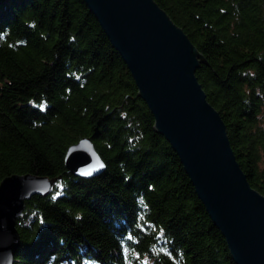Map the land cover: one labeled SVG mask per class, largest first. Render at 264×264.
Here are the masks:
<instances>
[{
  "label": "trees",
  "instance_id": "1",
  "mask_svg": "<svg viewBox=\"0 0 264 264\" xmlns=\"http://www.w3.org/2000/svg\"><path fill=\"white\" fill-rule=\"evenodd\" d=\"M206 60L195 76L264 195V0H154ZM90 138L105 170L68 172ZM58 178L25 202L13 264H235L176 153L83 0H0V182Z\"/></svg>",
  "mask_w": 264,
  "mask_h": 264
},
{
  "label": "water",
  "instance_id": "2",
  "mask_svg": "<svg viewBox=\"0 0 264 264\" xmlns=\"http://www.w3.org/2000/svg\"><path fill=\"white\" fill-rule=\"evenodd\" d=\"M83 2L126 65L154 131L176 153L231 259L264 264V195L248 183L226 126L195 76L206 64L203 55L154 0ZM64 165L83 179L105 170L90 138L68 147ZM59 179L23 174L0 182V264H13L20 245L15 223L26 200L50 195Z\"/></svg>",
  "mask_w": 264,
  "mask_h": 264
},
{
  "label": "rangeland",
  "instance_id": "3",
  "mask_svg": "<svg viewBox=\"0 0 264 264\" xmlns=\"http://www.w3.org/2000/svg\"><path fill=\"white\" fill-rule=\"evenodd\" d=\"M85 264H93L90 261L85 262ZM143 264H152L150 261L143 260Z\"/></svg>",
  "mask_w": 264,
  "mask_h": 264
}]
</instances>
